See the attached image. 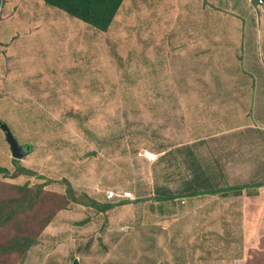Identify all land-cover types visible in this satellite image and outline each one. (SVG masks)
<instances>
[{
  "label": "rangeland",
  "instance_id": "374dc122",
  "mask_svg": "<svg viewBox=\"0 0 264 264\" xmlns=\"http://www.w3.org/2000/svg\"><path fill=\"white\" fill-rule=\"evenodd\" d=\"M164 1L172 14L176 9L179 13L156 22L153 9L166 8L158 0H126L110 29H93L92 41L87 38L84 47L73 39L59 45L60 36H47L26 57L25 50L20 53V43L0 45V76L5 71L4 83L0 79V168L7 170L0 171V203L6 202L0 204V218L15 207L16 202L9 200L20 197L27 202L10 221L0 220V264H74L75 260L78 264H231L229 248L244 250L241 228L233 218L239 208L246 207L241 195H182L199 169L220 186L264 180V144L256 141L261 135L250 130L248 143L235 138L253 125L264 131V119H259L257 111L252 115L250 103L243 100L232 109L224 95L216 98L221 102L212 110L196 109L200 105L190 101V95L183 100V124L173 125L180 120L166 119L169 113L157 100L166 96L162 89L170 83L164 75H154L164 65L161 46L172 21L184 25L182 31L173 32L179 37L172 42L186 39L187 22L193 16L183 9L190 11L192 3L209 5L211 1L177 0L176 6V0ZM249 1L252 7L259 5ZM229 15L233 27L229 21L220 22L226 30L217 25L214 41L209 39L214 24L203 23L205 57L213 74L218 47L208 45L219 40L225 57L230 54L225 38H246L250 29L251 23ZM255 21L253 17V25ZM60 23L56 34L68 28V23ZM74 28L66 29L67 34L77 36L89 30V26ZM191 29L195 36L194 26ZM35 48L36 59L27 61L35 58L31 54ZM257 48L263 60L264 45L258 43ZM7 49L17 52L9 56ZM256 50L253 58L258 59ZM30 68L42 74L43 84L37 88L23 82ZM246 69L250 70L248 65ZM227 82L226 76L214 79L221 87L230 86ZM188 104L195 109H188ZM5 127L26 153L14 157ZM142 151L157 158L148 160L140 155ZM69 184L75 199H95L105 211L74 202L67 193ZM111 190L131 191L136 200L109 201L106 194ZM36 191L38 199L31 202ZM165 194L178 198L174 204L159 202L158 197ZM161 203L167 208L163 212ZM110 204L114 206L107 208ZM247 208H255L252 199ZM25 235L38 241L25 257L21 250H5L16 237Z\"/></svg>",
  "mask_w": 264,
  "mask_h": 264
},
{
  "label": "crops",
  "instance_id": "0c3cea01",
  "mask_svg": "<svg viewBox=\"0 0 264 264\" xmlns=\"http://www.w3.org/2000/svg\"><path fill=\"white\" fill-rule=\"evenodd\" d=\"M158 1L162 7H166L164 0ZM210 1L211 4L209 5L204 3L198 4L197 2L192 3L190 11L184 9L181 11L193 16V20L190 21L189 19L187 22V25L190 24V27L186 31L185 40L179 39L177 42H172V38L179 37L178 34L173 32L179 30L182 31L184 26L180 21H172V30L168 32V39L162 44L160 49V54L165 55V57L163 56L164 65L159 67L154 74L156 77V74H159V76L164 75V79H167L170 84H168V86L165 85L164 90L162 89L166 96L158 99L157 102L164 106L166 114L169 113V117H165L166 119L180 120L174 121L173 125L183 124L182 119L183 116H185L184 111L186 110V105L183 100H189L190 95V101H193L196 106L197 104L200 105L199 108L195 107L199 110H212L215 104H219L217 102H221V100L216 99L219 95L225 96L226 102L229 103L232 109H235L236 104L243 100L244 103H250L249 108L252 115H255V111H257L256 115L259 119H264V59L259 60L263 52L260 48H257L258 43L264 45V0L263 2L260 1L258 3L259 5L254 7L247 4V0H239L237 3L236 0ZM125 2L126 0H123L121 8ZM248 2L250 3L249 0ZM34 5L36 9L32 10ZM176 5L177 0L174 6ZM52 7L55 6L47 4L44 0H2V5H0V45L12 46L16 43H20L23 45V49L20 48V53L23 54L22 52L25 50V54L23 55L26 56L30 54L32 48L36 44H41V40L47 36H60L62 40L59 41V45H67L69 44V41L73 39L74 44H79L84 47L87 38L92 41V31L93 29L97 30V28L83 20V22L77 20V17L75 16V18H71L72 15L68 16L70 19H64L65 15L67 16V14H70L67 12V14H65V11L58 7L56 8L60 10H55V8ZM120 9L118 14L121 11ZM175 9L176 8H174V10ZM178 11L179 10L176 9V12L172 14L173 9L168 10L167 7L164 11L163 9L157 10L156 7L153 9L156 22L170 20L171 16L173 17L176 13H179ZM164 12L165 18L163 17ZM229 13L238 15L243 22L251 23V25L247 27L250 29L245 32V36L247 34L246 38L240 36L225 38V41H227V44L230 46V54H227L225 57L223 48L220 49L221 44L218 43L219 40L215 41L214 44L208 45L209 47H218L217 53L214 54V56L218 58V61L217 66H214L213 74V72L208 70L207 63L209 62L206 60L208 57H205L204 33L202 30L203 23L205 20L208 21L206 27L214 24L211 38H209L214 41L213 37H216L217 25L220 22L228 21L231 24ZM118 14L115 17V20ZM160 16L161 18H159ZM253 17L256 18V23L254 25ZM59 22L68 23V28L66 29L74 30L75 26L79 28L89 26V30L80 32L77 36L74 35V32L71 34L72 36L68 35L66 29L60 34H56L55 30L58 28ZM191 26H194L195 36H192ZM218 27L223 32L226 30L224 26L218 25ZM243 40L244 43H242ZM251 40L255 43L253 44ZM31 41H36V43L30 44L29 42ZM207 44L208 43H206V45ZM255 49H257L258 59L253 58ZM7 52L9 56H11L17 51L15 49H7ZM31 54L35 56V58H26L27 61L36 59L38 49L35 48ZM193 57H196V59L192 60L191 58ZM227 60L231 61L229 65L225 64ZM165 64L169 65L168 69L165 68ZM246 65L249 66L250 70L246 69ZM209 67L211 68L210 65ZM31 70L32 69L30 68V71ZM3 73L1 74L2 76H0V79L2 77L1 81L4 83ZM205 74L208 75L207 78H205ZM27 76L28 77H23V82L25 84L26 82L29 83L26 87L37 88L38 84L39 86L43 84L42 74L32 70ZM220 76H226L230 86L221 87L214 84V79ZM173 80L175 82H173ZM205 80L209 81V85L205 84ZM239 80H241L242 84ZM220 82L221 81H219L218 84ZM153 89L154 91H159L160 88ZM242 93L244 95H249V98L244 97L241 99L240 96ZM195 108L190 107L188 104V109ZM172 122L173 121H169L166 123L172 125ZM250 124L253 125L252 122ZM250 124H247V126ZM241 129H244V127ZM236 130L237 129H234V131ZM250 130H255V132L261 136L264 135L263 130L258 126L253 125V127L247 130L245 134L239 135L235 138L241 137L243 142H250L248 139L250 136ZM261 136L260 138H257L256 141H260L263 146L264 140L261 139ZM238 185L245 187L242 190V193L230 196L238 197L241 195L244 198V201H246V207L243 211L239 208V214L233 217L234 219H237L238 228H241V233L239 234L242 239L241 242L244 243V250L241 248H233V246H231L227 253L228 259H230L231 264H264V226L262 224L264 223V180L260 177L258 178V181L255 182H246L231 186ZM249 199H252L254 202V209L249 208L251 209L249 210L247 208V202Z\"/></svg>",
  "mask_w": 264,
  "mask_h": 264
},
{
  "label": "trees",
  "instance_id": "16d2710c",
  "mask_svg": "<svg viewBox=\"0 0 264 264\" xmlns=\"http://www.w3.org/2000/svg\"><path fill=\"white\" fill-rule=\"evenodd\" d=\"M47 4L58 7L65 12L69 13L72 16H75L91 25H93L95 28L101 31H108L110 27L112 26L116 15L118 14V11L121 7V4L123 0H44ZM259 3V0L256 1ZM157 72V71H156ZM185 149V148H184ZM189 147H187L186 150H188ZM183 150V148H182ZM187 153V152H186ZM187 157V154L184 156ZM194 164V163H193ZM4 169L0 168V171ZM7 171V170H4ZM10 172V171H8ZM15 185H24L19 182H11ZM41 187H44V184H39ZM255 185V184H254ZM253 185V186H254ZM27 187L25 186H19V188L24 189ZM244 186H231L229 184H225L223 186L218 185L217 182L212 181L209 179V176L206 172H200V169L197 173H194L192 175V179H190L189 184H187L186 194L182 195L183 197L191 198L194 196H200V195H221L223 197H229L230 195H239L242 193V190L244 189ZM67 193L69 196L73 198L74 202H78L82 204L83 206H92V207H98L103 212L105 211V207L103 208L101 203L99 201H96L95 199H91L89 197H86L85 199L78 200L77 197L75 199V192L74 188L69 184L67 187ZM68 197V196H67ZM176 197L173 194H165L162 197H158L159 202L160 201H173ZM38 199V193L36 191V194L32 197L31 202H35ZM129 200H124L122 204L130 203ZM8 202V201H7ZM16 202L15 207L2 216L0 218L1 222H8L10 221L17 213L19 208L25 207L27 202L25 199L18 198V199H12L9 200V203L12 204ZM5 204L6 202H2ZM0 203V204H2ZM174 204V203H173ZM112 204L107 206V208H112ZM164 203L159 205V208L163 212L166 206L164 207ZM164 208V209H163ZM167 209V208H166ZM38 243V241L30 236H23V237H16L13 240L12 246H6L5 250H21L23 253L22 255L25 257L28 249Z\"/></svg>",
  "mask_w": 264,
  "mask_h": 264
},
{
  "label": "built area",
  "instance_id": "2783aa9c",
  "mask_svg": "<svg viewBox=\"0 0 264 264\" xmlns=\"http://www.w3.org/2000/svg\"><path fill=\"white\" fill-rule=\"evenodd\" d=\"M140 155L148 160H155L157 158L156 155L148 152V151H142ZM107 199L109 200H117V201H122V200H135L136 197L133 195L132 192L130 191H114L111 190L106 194Z\"/></svg>",
  "mask_w": 264,
  "mask_h": 264
},
{
  "label": "water",
  "instance_id": "95a60500",
  "mask_svg": "<svg viewBox=\"0 0 264 264\" xmlns=\"http://www.w3.org/2000/svg\"><path fill=\"white\" fill-rule=\"evenodd\" d=\"M260 1L263 2V0H260ZM4 131L6 134L7 141L9 142L10 147H11V149L15 155L14 157H16L15 153H21V152L26 153L24 151V146L19 143V141L17 140V137L13 134V132L9 129V127H5ZM23 154H21V155H23ZM19 157H17V158H19ZM74 264H78V261L75 260Z\"/></svg>",
  "mask_w": 264,
  "mask_h": 264
},
{
  "label": "clouds",
  "instance_id": "9594fccd",
  "mask_svg": "<svg viewBox=\"0 0 264 264\" xmlns=\"http://www.w3.org/2000/svg\"><path fill=\"white\" fill-rule=\"evenodd\" d=\"M259 2H260V0H259ZM115 191V190H114ZM124 191H127V190H124ZM131 192V191H130ZM107 198V197H106ZM136 200V199H135ZM109 201H112V200H109ZM122 201H124V200H122ZM129 201H131V200H129ZM132 201H134V200H132Z\"/></svg>",
  "mask_w": 264,
  "mask_h": 264
}]
</instances>
